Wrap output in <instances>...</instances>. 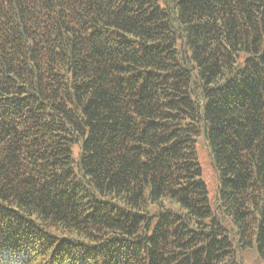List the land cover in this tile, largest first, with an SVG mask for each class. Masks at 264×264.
I'll list each match as a JSON object with an SVG mask.
<instances>
[{
    "label": "trees",
    "instance_id": "16d2710c",
    "mask_svg": "<svg viewBox=\"0 0 264 264\" xmlns=\"http://www.w3.org/2000/svg\"><path fill=\"white\" fill-rule=\"evenodd\" d=\"M251 249L264 262V0H0V264Z\"/></svg>",
    "mask_w": 264,
    "mask_h": 264
},
{
    "label": "rangeland",
    "instance_id": "374dc122",
    "mask_svg": "<svg viewBox=\"0 0 264 264\" xmlns=\"http://www.w3.org/2000/svg\"><path fill=\"white\" fill-rule=\"evenodd\" d=\"M204 169L206 173L207 172L206 166H204ZM243 264H264V262L254 251V249H251L245 255H243Z\"/></svg>",
    "mask_w": 264,
    "mask_h": 264
}]
</instances>
